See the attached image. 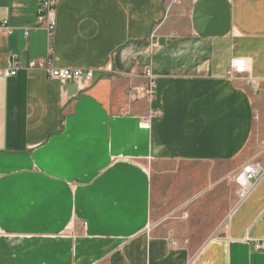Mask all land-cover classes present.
<instances>
[{
    "label": "crops",
    "instance_id": "0c3cea01",
    "mask_svg": "<svg viewBox=\"0 0 264 264\" xmlns=\"http://www.w3.org/2000/svg\"><path fill=\"white\" fill-rule=\"evenodd\" d=\"M39 3L0 0V264H264V0Z\"/></svg>",
    "mask_w": 264,
    "mask_h": 264
},
{
    "label": "built area",
    "instance_id": "2783aa9c",
    "mask_svg": "<svg viewBox=\"0 0 264 264\" xmlns=\"http://www.w3.org/2000/svg\"><path fill=\"white\" fill-rule=\"evenodd\" d=\"M179 0H168L166 5L165 18L168 16L173 5ZM56 4L57 0H40L37 8L38 28L48 31L49 36H52L56 28ZM0 28L7 33L12 30L8 26V22L0 23ZM18 68L7 69L1 72L6 78L15 77L18 74ZM28 70H37L44 72L50 79L61 83H77L78 85H89L93 83L94 72L91 70L81 69H56L52 65L51 58L44 60L31 61L28 65ZM249 64L245 59H235L231 66L230 76L241 77L248 73ZM146 77L149 79V85L143 90V96L152 99L155 95L156 81L151 71H147ZM252 85H256L255 81H251ZM264 176V168L260 164L252 163L247 165L244 170L236 177V183L239 186V198L241 201L246 199L255 189L258 181ZM257 248H264L263 245H257Z\"/></svg>",
    "mask_w": 264,
    "mask_h": 264
},
{
    "label": "rangeland",
    "instance_id": "374dc122",
    "mask_svg": "<svg viewBox=\"0 0 264 264\" xmlns=\"http://www.w3.org/2000/svg\"><path fill=\"white\" fill-rule=\"evenodd\" d=\"M253 145L257 148V147H259L260 144L258 142H254ZM252 152H253V149H252ZM254 160H256V159H254Z\"/></svg>",
    "mask_w": 264,
    "mask_h": 264
}]
</instances>
